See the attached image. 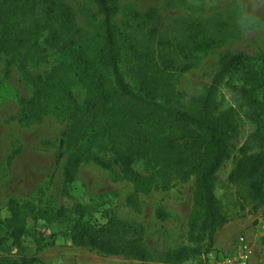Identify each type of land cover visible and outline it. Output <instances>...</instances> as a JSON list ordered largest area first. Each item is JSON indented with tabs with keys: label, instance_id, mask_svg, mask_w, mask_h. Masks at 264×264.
I'll return each mask as SVG.
<instances>
[{
	"label": "rangeland",
	"instance_id": "1",
	"mask_svg": "<svg viewBox=\"0 0 264 264\" xmlns=\"http://www.w3.org/2000/svg\"><path fill=\"white\" fill-rule=\"evenodd\" d=\"M37 1L42 5L55 2L69 13L72 40L49 47L45 32L41 41L47 49L46 62L26 65L34 76L58 70L55 81L43 92L34 87L19 64L10 67L9 76L6 65L0 70V237L5 236L10 217L8 202L15 199L27 229L48 237L70 229L78 218L77 208L82 207L89 225L101 226L114 219L137 229L154 263L178 248L197 247V234L194 239L190 237V224L200 215L194 208L195 177L158 175L145 159L138 158L133 159L132 166L148 180L134 183L125 167L116 162L112 137L101 121L92 125L101 137L90 148L101 163L84 161L74 181L67 183L64 171L71 153L67 150L62 167L56 168L59 141L71 127L69 111L74 102L82 106L98 101L102 92L111 101L126 103L116 96L105 71L90 62L103 46L102 17L94 0ZM116 4L118 13L113 23L126 81L138 89L130 72L136 62L131 61L135 52L151 67L168 63L171 68L166 79L173 88L172 99L187 108L192 99L205 95L223 54L264 55V0H117ZM70 49H77L75 55ZM81 54L87 62H73ZM256 64L253 61L255 69ZM227 82L242 84L239 75L227 78ZM230 87L220 88L218 101L223 108L238 111L239 133L215 183V194L228 223L217 232L212 250L204 253L203 249V255L188 264H221L241 250L248 252L250 264H264V200L254 199L248 179L230 180L237 160L245 154L242 149L255 131L246 107H240L242 103ZM17 150L20 154L10 161ZM61 208L65 216L57 223L49 222L47 217ZM9 246L7 243L6 248ZM2 258L19 264H154L77 248L62 238L43 243L27 239L23 253L4 250L0 251Z\"/></svg>",
	"mask_w": 264,
	"mask_h": 264
},
{
	"label": "trees",
	"instance_id": "2",
	"mask_svg": "<svg viewBox=\"0 0 264 264\" xmlns=\"http://www.w3.org/2000/svg\"><path fill=\"white\" fill-rule=\"evenodd\" d=\"M116 3L117 0L93 1L102 17L103 46L90 62L105 71L116 96L126 104L111 101L110 96L102 92L98 101L82 106L74 102L69 111L71 127L62 133L59 141L56 168L62 167L67 150H71L64 171L67 183L74 181L84 161L101 163L90 149L101 137L92 125L101 121L99 124L102 123V128L106 127L112 137L111 143L116 149L111 150L116 162L125 167L134 183L143 184L148 180L132 166L133 159L138 158L145 159L158 175L190 174L195 177L194 208L200 215L190 224V237L194 239L197 234L199 245L170 251L162 261L154 263L143 236L132 226L114 219L101 226L89 225L84 221L85 209L78 207L74 225L48 237L36 229H27L20 204L11 199L7 205L10 217L6 220V234L0 237V251L16 249L23 253L27 239L43 243L62 238L77 248L142 263L188 264L203 255V249H206L204 253L210 252L217 232L228 223L222 203L215 194L216 175L230 159L232 142L239 133L238 111L233 107L223 108L218 101V91L224 85L231 86L242 103L240 107H246L247 118L255 125L254 133L242 149L245 154L237 160L230 180L248 179L254 199L264 200V55L252 58L243 52L223 54L205 95L192 99L187 108L172 99L173 88L166 79V72L171 68L168 63L151 67L135 52L131 61L136 62L131 65L130 72L138 89L126 81L122 72V49L113 23V17L118 13ZM72 27L69 13L55 2L46 1L42 5L37 0H0V70L6 65V76H9L10 67L19 64L34 87L43 92L55 81L58 70L34 76L26 65L46 62L47 49L41 41L45 32L49 34L45 43L49 47H59L69 39ZM70 51L75 55L77 49ZM253 61H256L257 69L253 68ZM73 62L79 64L87 59L81 54ZM234 75L240 76L241 85L232 86L227 82V78ZM253 148L257 151L248 154L247 151ZM19 154V150L15 151L10 161ZM64 213L61 208L55 215L46 217L49 222L57 223ZM205 240L207 243L203 247L200 244ZM7 243L10 246L6 248ZM0 260V264H19L8 258Z\"/></svg>",
	"mask_w": 264,
	"mask_h": 264
},
{
	"label": "built area",
	"instance_id": "3",
	"mask_svg": "<svg viewBox=\"0 0 264 264\" xmlns=\"http://www.w3.org/2000/svg\"><path fill=\"white\" fill-rule=\"evenodd\" d=\"M221 264H250V257L247 251L241 250L232 256H228Z\"/></svg>",
	"mask_w": 264,
	"mask_h": 264
}]
</instances>
